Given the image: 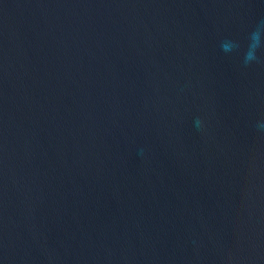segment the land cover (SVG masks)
<instances>
[{
	"label": "water",
	"instance_id": "water-1",
	"mask_svg": "<svg viewBox=\"0 0 264 264\" xmlns=\"http://www.w3.org/2000/svg\"><path fill=\"white\" fill-rule=\"evenodd\" d=\"M0 264H264V0H0Z\"/></svg>",
	"mask_w": 264,
	"mask_h": 264
},
{
	"label": "clouds",
	"instance_id": "clouds-1",
	"mask_svg": "<svg viewBox=\"0 0 264 264\" xmlns=\"http://www.w3.org/2000/svg\"><path fill=\"white\" fill-rule=\"evenodd\" d=\"M253 34L256 35L257 39L259 38L258 37V32L253 33ZM224 48H225L226 51L229 50V48L227 47V45H224ZM255 58L256 57L251 56L249 53H246V55H245V60L246 61H249V60H252V59H255Z\"/></svg>",
	"mask_w": 264,
	"mask_h": 264
}]
</instances>
